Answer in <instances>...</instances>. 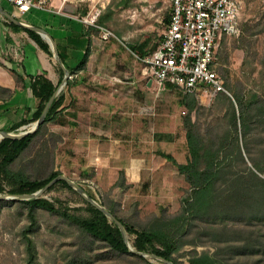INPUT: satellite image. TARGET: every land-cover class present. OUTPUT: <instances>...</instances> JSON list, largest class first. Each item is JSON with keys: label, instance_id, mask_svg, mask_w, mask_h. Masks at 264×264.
<instances>
[{"label": "rangeland", "instance_id": "rangeland-1", "mask_svg": "<svg viewBox=\"0 0 264 264\" xmlns=\"http://www.w3.org/2000/svg\"><path fill=\"white\" fill-rule=\"evenodd\" d=\"M240 1L243 11L238 34L224 36L218 46V73L229 98L231 91L226 87V80L230 86L237 83L245 94L257 92L264 98V0ZM70 5L72 7L68 13L78 21L91 11L98 10L103 19L101 27L113 34L108 41H102L97 29L79 21L88 28V34L95 38L91 47L97 49L95 62L101 63L103 68L99 70L97 67L93 75H88L97 78L96 82L101 85L91 82L89 90L81 92L90 94L94 91L101 94L107 105L117 100L118 109L121 110V114L116 115L110 110L109 115L93 119H106L110 126L119 121V125L127 130H144L141 132V148L148 149V155H152L150 150L153 151L156 146L150 143L152 132L169 131L172 139L162 145V148L165 152L173 153L179 162L183 161L187 153L185 154L186 144L181 127L185 109L179 105L182 96L177 90L167 86L160 90L151 86L147 91V80L141 72L142 65L133 56L140 54L129 49L144 43V51L150 52L160 46L166 27L163 21L170 13L167 0H85ZM114 79L121 83H115ZM136 88L140 92L147 91V97L139 103L141 113L133 117L135 120L132 123L130 108L135 98L131 95ZM215 99L206 102L197 98L200 112L193 115V119L202 133L212 129L222 130L227 123L225 111L218 107ZM86 119L83 112L76 127L67 130L65 135L53 133V124H47L11 165V170L30 180H41L52 172H60L80 186L88 196H93L98 204L103 202L119 218L137 228L156 226L162 219L174 216L179 211L181 198L187 197L190 192L184 178L167 163L158 166L160 158L152 157L155 167H158L157 172L164 177L162 180L158 181L155 175L144 172L136 185L124 184V189L114 188L120 171L115 168L111 171L101 165L98 170L90 167L84 144L77 146L73 141L76 137L83 140ZM31 126L18 130L17 134L29 131ZM111 136L122 137L121 142L132 140L131 134L127 132L113 133ZM146 137L148 140H145ZM246 144L247 150H242V162L230 156L231 173L225 179L236 176L244 178L243 187H249L246 189L248 191L240 192L237 198L245 205L237 207V213L223 208L226 217L218 213L219 217L194 221L184 236L186 245L176 254L180 264H187L186 254L193 249L197 252L218 253L225 264H264V205L259 201V205L256 203V212L251 213L248 208L250 205H247L264 195V190L257 191V188L264 186V162L260 164L259 161H264V121L251 125ZM239 145H243L240 136ZM147 160L151 161L149 156ZM97 163L100 164V161ZM254 164H258L257 170L253 167ZM250 172L255 174L257 181L249 180ZM3 186L5 190L10 187L7 183ZM228 186L226 181H219L217 192H222ZM75 193L56 186L53 190L44 192L40 198L54 203L60 212L85 216L84 200ZM2 195L6 199L2 200L5 204L0 209V264H27L24 241L27 230H30L27 236L32 240L36 251L35 264H130L124 257L111 254L104 243L81 233L59 214L36 210V224L32 226L27 209L17 202L18 199H13L6 193ZM254 213L261 217L255 219ZM151 263L160 262L151 260Z\"/></svg>", "mask_w": 264, "mask_h": 264}, {"label": "trees", "instance_id": "trees-1", "mask_svg": "<svg viewBox=\"0 0 264 264\" xmlns=\"http://www.w3.org/2000/svg\"><path fill=\"white\" fill-rule=\"evenodd\" d=\"M168 21L169 17H166L163 21L165 26H167ZM96 24L98 26L103 24L101 16H98ZM10 25L15 30L20 29L13 23H10ZM25 31L30 39H32L44 53L52 58L49 44L35 32ZM90 45L91 42L88 40L87 47L81 60L73 69L67 68L65 65V57L62 54H58L70 76L85 70L91 53ZM144 46L145 44L142 43L138 46H131L129 49L133 53L137 51L141 57L151 54L157 49L153 48L150 52H145ZM59 71L60 80L56 86L43 76L28 78L29 90L35 101V111L32 117L28 119L27 114L30 111L26 110V116L18 124L13 125L7 133L17 134L20 127L28 126L38 120L45 104L54 94L63 79V72L60 69ZM12 73L18 82L23 81V78L16 72L13 71ZM70 85V81L67 80L66 86ZM171 87L176 90L174 86ZM226 87L231 91V98L224 93H219L215 97V101L218 107L220 106V108L224 109L227 123L222 130L215 131L212 129L206 133L201 132L198 123L193 119V115H198L200 112L197 99L194 96L183 95L178 91L182 96L179 105L185 109L181 122L185 132L188 154L187 161L185 164H179L170 154L161 151L156 152V155L163 158L179 175L183 176L185 182L189 186V195L181 198L179 211L174 216H170L166 219L164 218V220L162 219L156 226L137 228L119 218L112 209L106 207L103 202H100V205L108 210V212L122 224L129 245L134 251L154 254L173 264H180L178 260L179 256H176V254L186 245L183 239L194 221H200V218L210 219L211 217L218 216V213L226 217L225 215L227 214L223 208L226 207L229 211L236 212L235 209L237 207L245 205L244 202H240L237 198L240 192L249 188L246 186L243 187L244 178L236 176L227 180L225 179L226 175L231 173L232 160L229 161L230 156H234V160L243 161L242 150H247L246 139L248 138L251 125L255 122L264 121V98L257 92L245 94L238 87L237 83L234 86H230L228 80H226ZM56 110V102L53 101L44 122L33 134L20 140L0 139V195L4 193L11 196L33 194L42 189L52 179L61 175L60 172H52L44 179L30 180L23 174L11 170V165L41 134L45 126L49 123H53L57 115ZM239 136L242 137L243 140L242 147L239 145ZM262 160L263 159L259 160L260 164H263L264 161ZM253 167L257 170L258 164H254ZM248 178L250 181L258 180L253 172H250ZM219 181H226L229 184L228 188L222 192H217V189H219L217 183ZM4 183L10 186L8 190H5L3 186ZM56 186H62L75 193L64 181L55 183L47 191L53 190ZM262 187L257 188V191L261 189L264 190V186ZM114 188H126V186H124L122 172L119 173V180L114 184ZM89 196L94 200L93 196L90 194ZM257 199L258 200L254 201L253 204L247 203V205H250V207L247 206L250 209V213L256 212V203L259 205V201L264 205V195L258 196ZM17 202L27 209L28 218L32 226L36 224V210L40 209L50 214H59L67 223L75 226L84 235L104 243L111 254L124 257L130 264H152L151 260L148 258H141L129 253L116 225L85 201H83V204L86 206L85 216L60 212L55 207L54 203L44 198L24 201L18 200ZM4 204L5 201L0 200V209ZM253 216L255 219L261 217L256 216L255 213ZM229 217L231 216L229 215ZM28 233H30V230H27L24 236L26 253L28 256L27 264H35L36 251L32 240L27 236ZM186 263L225 264L218 253L210 254L206 252H197L195 249L186 254Z\"/></svg>", "mask_w": 264, "mask_h": 264}, {"label": "crops", "instance_id": "crops-1", "mask_svg": "<svg viewBox=\"0 0 264 264\" xmlns=\"http://www.w3.org/2000/svg\"><path fill=\"white\" fill-rule=\"evenodd\" d=\"M53 4L56 5V1ZM71 7L69 5L67 12L63 14L46 10H31L21 15L5 0H0V132H7L13 125L18 124L26 116V110L30 111L27 114V118L30 119L32 117L35 111V101L29 90L28 78L43 76L56 86L60 80L59 69L61 70L53 58L44 53L30 39L24 27L15 24L4 14L11 16L12 19L23 25L40 28L46 32L53 40L58 54H62L65 57L66 67L73 69L81 60L88 40L94 45L95 38L93 35L88 34V28L73 18L71 13H68ZM10 23H13L20 29H13ZM90 51L91 53L85 70L75 75H69L70 79L68 78V80L70 81V86L64 84L60 88L57 87L58 90L53 100L56 102L57 107V115L52 123L54 126L53 133L65 135L67 130L70 131L76 127L78 118L84 112V116L87 117L85 121L86 125L84 126L85 136L83 140L76 137L73 141L77 146L84 144L90 160V167H95V170H98L99 165H101L108 167L111 171L115 168L117 171L123 173L125 185H136L139 183L141 175L144 172L153 176L155 175L158 181L162 180L164 177L157 172L158 167H155L156 164L151 158H160L158 166L164 165V163L170 164L156 155V152L161 151L170 154L179 164L186 163L188 154L184 157L183 161L179 162L173 153L163 150L162 145L172 139L169 131L152 132L150 136L151 142H149L156 146L153 151L150 150V154L152 155H148L149 150L141 148V132H144V130H127L123 128V125H119V121L110 126L106 119H99V121L93 119L94 117L101 118L109 115L110 110L114 111L116 115L121 114V110L120 108L118 109L119 102L117 100L107 105L105 104L106 99H104L103 95L95 93L94 91L90 94L81 92L82 90H89L88 86L91 82L94 85H101L100 82H96L98 81L97 78L88 76L93 75L97 67H99V70L103 69L101 63L95 62L97 49L90 45ZM13 71L20 75L23 81L18 82L12 73ZM85 77L88 81L85 80ZM148 84L149 82H146L147 91L151 88V85ZM167 88L170 89L173 87L167 85ZM96 89L100 88L96 87ZM147 91L140 92L136 88L132 92L131 97H134L135 101L131 103L130 119L141 113L139 103L145 100ZM120 93L122 95L124 94L122 92ZM134 120L135 118L132 119V123ZM26 127L22 126L18 130H24ZM75 130L79 132L77 129ZM126 132L131 134V141L121 142L122 137L112 138L111 136L113 133L122 134ZM145 140H148V137ZM147 155L151 161L147 160ZM99 161L100 164L97 163ZM174 171L177 173L175 169Z\"/></svg>", "mask_w": 264, "mask_h": 264}, {"label": "built area", "instance_id": "built-area-1", "mask_svg": "<svg viewBox=\"0 0 264 264\" xmlns=\"http://www.w3.org/2000/svg\"><path fill=\"white\" fill-rule=\"evenodd\" d=\"M18 14L46 10L63 14L66 5L85 0H5ZM56 1V5L53 2ZM169 21L160 46L151 54L133 56L142 65V75L160 90L174 86L183 95L206 102L219 93L227 95L218 73V46L224 36L238 34L243 4L240 0H167ZM100 12L91 11L79 19L97 29L99 38L108 41L113 34L98 26ZM70 79V78H69ZM115 83H121L114 79Z\"/></svg>", "mask_w": 264, "mask_h": 264}, {"label": "water", "instance_id": "water-1", "mask_svg": "<svg viewBox=\"0 0 264 264\" xmlns=\"http://www.w3.org/2000/svg\"><path fill=\"white\" fill-rule=\"evenodd\" d=\"M69 6L66 5L64 7V11L67 12V7ZM9 20H11L12 22H14L15 24L24 27L26 30L32 31L37 33L41 38H43L44 40H46V42L49 44V47L51 49L52 52V58L53 60L56 62V64L59 65V67L61 68L62 72H63V79L60 83V85L58 86V88H60L61 86H63L64 84H66L68 78H69V73L66 70V68L64 67V65L62 64L59 55H58V51L56 49V46L53 42V40L46 34V32H44L42 29L40 28H36V27H32V26H27V25H23L17 21H15L14 19H12L11 16L4 14ZM150 85V82L149 84ZM58 88L56 89V91L54 92V94L51 96V98L48 100V102L45 104L38 120L31 126L29 131H24L21 132L20 134H10L7 132H0V139H9V140H20L28 135L33 134L37 128L44 122L46 114L50 108V105L52 104L53 100H54V96L58 90ZM59 181H64L69 188H71L74 192H76L85 202H87L88 204H90L91 206H93L95 209H97L99 212H101L105 217H107L109 220H111L116 227L118 228L122 240L124 242V244L126 245L128 252L134 255H137L141 258H148L151 260H155L158 261L162 264H173L172 262L165 260L159 256H156L154 254H148V253H142V252H136L133 249H131L129 242H128V238L126 235V232L124 230V227L122 226V224L112 215L110 214V212H108V210H106L104 207H102L100 204H98L95 200H93L90 196H88L84 190L76 185L72 180L68 179L67 177H65L64 175H59L56 178L52 179L49 183H47L42 189L38 190L37 192L33 193V194H29V195H18V196H10L13 199H18V200H32V199H38L40 198V196L46 192L50 187H52L55 183L59 182ZM6 199V196L4 195H0V200H4Z\"/></svg>", "mask_w": 264, "mask_h": 264}]
</instances>
